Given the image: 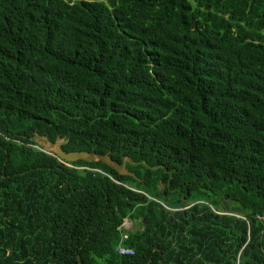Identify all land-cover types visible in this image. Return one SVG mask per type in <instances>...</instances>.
Wrapping results in <instances>:
<instances>
[{
	"label": "trees",
	"instance_id": "trees-1",
	"mask_svg": "<svg viewBox=\"0 0 264 264\" xmlns=\"http://www.w3.org/2000/svg\"><path fill=\"white\" fill-rule=\"evenodd\" d=\"M249 251L264 264V0H0V264Z\"/></svg>",
	"mask_w": 264,
	"mask_h": 264
},
{
	"label": "water",
	"instance_id": "water-1",
	"mask_svg": "<svg viewBox=\"0 0 264 264\" xmlns=\"http://www.w3.org/2000/svg\"><path fill=\"white\" fill-rule=\"evenodd\" d=\"M36 143L38 144V148L46 153L50 154L57 159H59L62 162L66 163H75L78 161H83L86 163H97L100 162L102 164H105L109 168L115 169L117 172H119L122 176H131L132 178H136L133 173H130L123 165H120L118 162L113 161L109 155V153L106 154H96V153H89L87 151H72V152H65L62 150L61 145L63 143V140L58 137L55 142L48 141L47 139L43 137H38L36 139ZM131 162V160H129ZM252 251H249L248 255L241 257V264H245V262H252L251 258ZM79 263L80 259L78 258Z\"/></svg>",
	"mask_w": 264,
	"mask_h": 264
},
{
	"label": "built area",
	"instance_id": "built-area-1",
	"mask_svg": "<svg viewBox=\"0 0 264 264\" xmlns=\"http://www.w3.org/2000/svg\"><path fill=\"white\" fill-rule=\"evenodd\" d=\"M124 227H126V225H123V229H124ZM126 231H128V230H126ZM116 251H117V253L119 255H122V256H131V255H133V250L132 249L125 248V247H122V246H118Z\"/></svg>",
	"mask_w": 264,
	"mask_h": 264
},
{
	"label": "rangeland",
	"instance_id": "rangeland-1",
	"mask_svg": "<svg viewBox=\"0 0 264 264\" xmlns=\"http://www.w3.org/2000/svg\"><path fill=\"white\" fill-rule=\"evenodd\" d=\"M124 225H126V227L131 231L139 228V224L135 221H131L130 219H126Z\"/></svg>",
	"mask_w": 264,
	"mask_h": 264
},
{
	"label": "crops",
	"instance_id": "crops-1",
	"mask_svg": "<svg viewBox=\"0 0 264 264\" xmlns=\"http://www.w3.org/2000/svg\"><path fill=\"white\" fill-rule=\"evenodd\" d=\"M125 230H129L128 228L124 227Z\"/></svg>",
	"mask_w": 264,
	"mask_h": 264
},
{
	"label": "flooded vegetation",
	"instance_id": "flooded-vegetation-1",
	"mask_svg": "<svg viewBox=\"0 0 264 264\" xmlns=\"http://www.w3.org/2000/svg\"><path fill=\"white\" fill-rule=\"evenodd\" d=\"M70 166V165H69Z\"/></svg>",
	"mask_w": 264,
	"mask_h": 264
}]
</instances>
